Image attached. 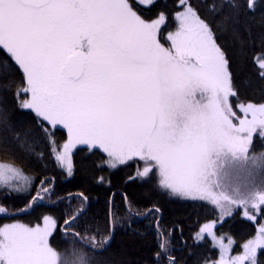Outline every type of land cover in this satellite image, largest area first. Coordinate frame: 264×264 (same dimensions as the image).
I'll use <instances>...</instances> for the list:
<instances>
[{
  "label": "snow or ice",
  "instance_id": "1",
  "mask_svg": "<svg viewBox=\"0 0 264 264\" xmlns=\"http://www.w3.org/2000/svg\"><path fill=\"white\" fill-rule=\"evenodd\" d=\"M238 60L264 86V0H0V188L5 198L27 191L28 214L43 219L0 227V264H127L116 259L121 232L141 238L137 264H264V95L242 96ZM78 145L93 180L105 166L135 167L143 201L104 189L101 177L100 216L89 188L72 198L75 212L54 219L64 200H54L60 194L40 165L51 149L72 176ZM33 165L40 189L24 175ZM170 200L216 219L197 220L193 243L180 244L183 230L175 236L164 215ZM229 208L233 219L242 209L259 224L234 258H225L231 238L217 235L231 223H217L219 210ZM209 239L219 260L208 255Z\"/></svg>",
  "mask_w": 264,
  "mask_h": 264
},
{
  "label": "trees",
  "instance_id": "2",
  "mask_svg": "<svg viewBox=\"0 0 264 264\" xmlns=\"http://www.w3.org/2000/svg\"><path fill=\"white\" fill-rule=\"evenodd\" d=\"M157 3L164 5L170 4L171 0H156ZM201 0H192L193 4L200 3ZM146 9L150 6H144ZM151 15V13H148ZM175 21H171L167 25V30L164 31V41L167 42V34L168 31L174 30ZM163 30V29H162ZM224 41L231 45V49L233 54L238 58L239 57V45L232 40L230 33H225L223 37ZM237 71V84L241 89L242 96L250 97L249 102H256L260 100V97L264 95V91H262V86L256 78L253 76V70L249 68L245 62L238 60ZM63 141H61L62 143ZM78 147L72 154V164H73V175L69 176L64 171L63 168L58 164L55 159L54 154H51V149H46V158L43 163L40 165V168H47V176L52 179L53 185H49V187H54L55 190L60 194L58 198H54L57 200L59 198H63L64 203L57 204V211L55 212L53 218L58 219L62 213L68 214L69 212H75L79 207V201L72 203V198L80 192H86L87 189H91V212L96 216H100L105 208L104 202V192L100 188V178L104 177L105 183L103 184L104 189L111 188L113 193H119V195H127L128 197L137 200L143 201L145 197V193L147 189L142 185L139 180H134L133 178L136 176L135 167L130 169H125L124 171L118 170H109L107 166H105V171L100 172L96 171V179L93 180L90 172L92 171L91 161H87L84 157L87 153L79 152ZM259 145L257 144V151H259ZM98 159V158H97ZM129 173H131V177H129ZM25 176H29L33 178L34 188L40 189L41 185L39 183L44 177L40 174V171L36 169V167L29 166L24 171ZM3 189L0 188V207L6 208V213L0 216V227L6 223L11 221H19L22 223H31L35 226L36 223L42 222V218L40 221H37L35 217L39 215L38 212H31V208L34 207L32 202L31 208L28 209L29 203L32 199H26L27 191H23L20 193H13L12 195L5 198L2 195ZM37 195L35 190L31 191V197L35 198ZM43 195V193H42ZM47 203V202H46ZM51 207L52 205H48ZM14 214H20L19 216H10ZM164 215L170 222H174L176 227L174 230V235L179 237L181 234V230H183V237L179 241L180 244H192L193 241L189 239L190 237V227L194 225L197 220L200 223L205 222V217H211L212 219H216L215 215H213L212 211L207 208H201L197 204L191 201H183V200H170L164 206ZM233 214L229 216L228 220L231 223L226 224L217 235L223 233L226 237L231 238L233 241L232 244V254H239L242 249V245L248 240L251 239L252 235H255L257 229L259 228V224L255 221H249L247 217L243 216L241 210H239V214L235 215V218H232ZM259 216V213H257ZM225 220V219H224ZM222 220L221 222H223ZM219 222V223H221ZM146 220H141L139 223V227L141 229L144 228ZM218 223V224H219ZM58 227L63 230L65 225L63 222L58 223ZM172 231V229H169ZM55 235V233H53ZM51 242V238H50ZM173 245V251L180 252L181 250L177 247V241L173 239L171 241ZM141 244L142 240L138 236L131 235L127 232H121V234L117 238L116 242V259L118 261H126L127 264H137V262L142 257L141 252ZM212 242L209 240V249L208 255L212 256L214 254V258L217 257V249L215 247H211ZM185 259L191 255V251L189 249L184 250Z\"/></svg>",
  "mask_w": 264,
  "mask_h": 264
},
{
  "label": "rangeland",
  "instance_id": "3",
  "mask_svg": "<svg viewBox=\"0 0 264 264\" xmlns=\"http://www.w3.org/2000/svg\"><path fill=\"white\" fill-rule=\"evenodd\" d=\"M145 6H148V5H145ZM249 119H251V116H249ZM62 143H63V142H62ZM78 147H83V146L78 145L76 148H78ZM76 148L73 149V152L75 151ZM72 154H73V153H72ZM54 156H55V155H54ZM55 159H56V158H55ZM56 161H57V160H56ZM20 183L23 184V181H20ZM219 211L222 212V213H225V214L220 215V220L217 221V223L221 222L222 220L228 218L229 216H231V215L233 214V209H231V208H229V209H221V210H219ZM241 211H242V213H243V216L247 217V216L244 214V211H243L242 209H241ZM0 214H4V213H0ZM15 222H19V221H11V222H9V223H15ZM20 223H22V222H20ZM41 225H43V220H42V222H41ZM202 225H203V223L201 224V226H202ZM1 227H2V226H1ZM257 230H258V229H257ZM209 240H210V239H209ZM210 241H211V240H210ZM211 242H212V241H211ZM225 244H226V245L228 244V240H227V239H225ZM215 248L217 249V257H216V259L219 260V259L221 258V253H220V250H219L218 247H215ZM242 251H243V248L241 249V252H240L239 254H232V245H231L230 248H229V252L225 254V258H227L228 256H231V257L234 258V257L240 255V254L242 253Z\"/></svg>",
  "mask_w": 264,
  "mask_h": 264
},
{
  "label": "water",
  "instance_id": "4",
  "mask_svg": "<svg viewBox=\"0 0 264 264\" xmlns=\"http://www.w3.org/2000/svg\"><path fill=\"white\" fill-rule=\"evenodd\" d=\"M32 202H33V200L30 201L28 209L31 208ZM1 215H2V214H0V216H1ZM19 215H20V214H14V215H10V216H19Z\"/></svg>",
  "mask_w": 264,
  "mask_h": 264
}]
</instances>
